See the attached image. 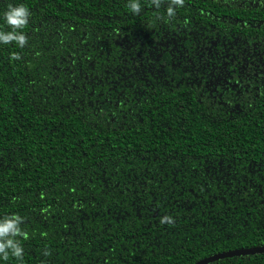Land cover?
<instances>
[{"label": "trees", "instance_id": "obj_1", "mask_svg": "<svg viewBox=\"0 0 264 264\" xmlns=\"http://www.w3.org/2000/svg\"><path fill=\"white\" fill-rule=\"evenodd\" d=\"M17 5L25 42H0V224L20 218L21 254L0 264L264 246V2L0 0V32Z\"/></svg>", "mask_w": 264, "mask_h": 264}, {"label": "clouds", "instance_id": "obj_2", "mask_svg": "<svg viewBox=\"0 0 264 264\" xmlns=\"http://www.w3.org/2000/svg\"><path fill=\"white\" fill-rule=\"evenodd\" d=\"M173 3L176 5H182L183 0H173ZM133 10H138V5H131ZM169 16L173 14V8L169 6L167 9ZM3 20L5 24L11 26V31L0 32V42L8 44L10 41H15L17 45L23 46L25 42V37L22 32H17V29H22L23 26L27 23L28 20V9L23 5H17L15 7H9L7 11L3 13ZM19 217L13 216L11 218H5L4 222L0 224V237L4 238V242L0 243V253H3L4 258H7V252L5 249H11L12 255L19 257L21 254V248L13 242L11 238H8V233L11 232L12 236L20 233L18 227H15L16 223L19 221ZM165 221L171 223V218L165 216L161 219V223ZM22 234V233H20Z\"/></svg>", "mask_w": 264, "mask_h": 264}, {"label": "water", "instance_id": "obj_3", "mask_svg": "<svg viewBox=\"0 0 264 264\" xmlns=\"http://www.w3.org/2000/svg\"><path fill=\"white\" fill-rule=\"evenodd\" d=\"M262 253H264V246H258V247H252V248H246V249H236V250H230V251L218 253L213 256L204 258L198 261L196 264H209V263H212L220 259H224V258H232V257L245 256V255H255V254H262Z\"/></svg>", "mask_w": 264, "mask_h": 264}, {"label": "flooded vegetation", "instance_id": "obj_4", "mask_svg": "<svg viewBox=\"0 0 264 264\" xmlns=\"http://www.w3.org/2000/svg\"><path fill=\"white\" fill-rule=\"evenodd\" d=\"M262 2H264V0H261ZM250 4H252V2H250Z\"/></svg>", "mask_w": 264, "mask_h": 264}]
</instances>
